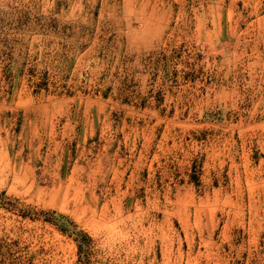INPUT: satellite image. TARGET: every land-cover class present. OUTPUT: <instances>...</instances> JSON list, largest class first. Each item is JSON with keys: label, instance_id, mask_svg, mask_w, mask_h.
Instances as JSON below:
<instances>
[{"label": "rangeland", "instance_id": "374dc122", "mask_svg": "<svg viewBox=\"0 0 264 264\" xmlns=\"http://www.w3.org/2000/svg\"><path fill=\"white\" fill-rule=\"evenodd\" d=\"M4 241L35 264H264V0H0Z\"/></svg>", "mask_w": 264, "mask_h": 264}, {"label": "trees", "instance_id": "16d2710c", "mask_svg": "<svg viewBox=\"0 0 264 264\" xmlns=\"http://www.w3.org/2000/svg\"><path fill=\"white\" fill-rule=\"evenodd\" d=\"M52 215L56 212L51 213ZM27 216V214H24ZM46 220L56 224L63 232H70V234L75 236V240L79 243V249L83 248V245H87L90 238L81 230H77L76 226L68 220V218L62 214L58 216H52L51 218H46ZM70 225L72 228L67 229L65 226ZM19 242L13 241L11 243L0 242V264H35L34 255H23L19 254L21 251L19 249Z\"/></svg>", "mask_w": 264, "mask_h": 264}]
</instances>
